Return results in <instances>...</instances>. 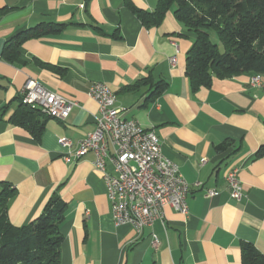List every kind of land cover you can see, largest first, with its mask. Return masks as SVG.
<instances>
[{
    "label": "crops",
    "instance_id": "0c3cea01",
    "mask_svg": "<svg viewBox=\"0 0 264 264\" xmlns=\"http://www.w3.org/2000/svg\"><path fill=\"white\" fill-rule=\"evenodd\" d=\"M157 3L0 0V191L3 182L16 189L7 208L16 226L35 220L55 194L67 203L60 264H243L246 244L264 254V154L257 155L264 146V75L261 86L251 84L255 74L242 73L193 91L186 59L194 36L174 8L147 27L129 5L154 11ZM42 22L66 28L27 40L17 62L2 58L10 37ZM30 78L78 103L65 120L46 117L39 138L11 122ZM145 79L167 87L155 96ZM95 82L111 88L125 118L156 131L164 155L190 184L187 215L167 206L165 225L156 221L142 234L117 225L94 153L64 159L68 148L60 138L75 148L95 129L99 105L88 96ZM233 168L241 200L231 196Z\"/></svg>",
    "mask_w": 264,
    "mask_h": 264
},
{
    "label": "trees",
    "instance_id": "16d2710c",
    "mask_svg": "<svg viewBox=\"0 0 264 264\" xmlns=\"http://www.w3.org/2000/svg\"><path fill=\"white\" fill-rule=\"evenodd\" d=\"M129 5L147 27L160 25L166 13L174 8L176 19L194 36L186 59V75L193 91L210 87L214 78L226 79L242 73L264 75V0H158L154 11ZM65 28V24L42 22L20 31L5 42L1 56L6 61L17 62L27 40L58 34ZM213 30L224 49L212 40ZM142 83L150 84L155 96L167 87L164 81L145 79ZM46 117L50 116L41 109L21 102L11 122L39 138ZM263 154L264 146L257 155ZM15 192L14 187L3 182L0 191V264H60L64 239L60 225L66 215L67 203L55 194L35 220L16 226L7 213L8 201ZM242 257L243 264H264V254L253 245L243 246Z\"/></svg>",
    "mask_w": 264,
    "mask_h": 264
},
{
    "label": "built area",
    "instance_id": "2783aa9c",
    "mask_svg": "<svg viewBox=\"0 0 264 264\" xmlns=\"http://www.w3.org/2000/svg\"><path fill=\"white\" fill-rule=\"evenodd\" d=\"M171 62L176 64L177 57L173 56ZM251 84L261 86L262 75H254ZM88 96L99 105L95 129L75 148L72 140L66 137L59 141L68 148L64 157L66 161H77L89 152L94 153L93 165L105 181L116 224H129L138 234H142L146 227L153 226L156 221L165 225L167 206L187 215L190 184L179 165L164 155L156 131L145 129L136 120L125 118L122 109L114 104L116 94L106 83H93ZM20 97L21 101L44 104L48 115L58 112L66 118L78 106L76 101L50 90L33 78L27 80ZM103 161H110V170H103ZM205 161L203 159L202 163ZM238 172V168L229 170L227 180L231 196L241 200L244 191ZM217 194L215 189L208 190L210 196ZM159 243L158 236L153 234V246L158 248Z\"/></svg>",
    "mask_w": 264,
    "mask_h": 264
},
{
    "label": "bare ground",
    "instance_id": "6f19581e",
    "mask_svg": "<svg viewBox=\"0 0 264 264\" xmlns=\"http://www.w3.org/2000/svg\"><path fill=\"white\" fill-rule=\"evenodd\" d=\"M117 102V96L114 97V104H116ZM22 103L24 105H27L31 108H39L41 109L44 113H46L48 115V112L45 108V105L44 104H41V103H37L35 101H22ZM50 117H54V118H58V119H61V120H65L67 119L66 117L63 116V114L61 113H58V112H51L49 114ZM103 170H110V161H103Z\"/></svg>",
    "mask_w": 264,
    "mask_h": 264
},
{
    "label": "rangeland",
    "instance_id": "374dc122",
    "mask_svg": "<svg viewBox=\"0 0 264 264\" xmlns=\"http://www.w3.org/2000/svg\"><path fill=\"white\" fill-rule=\"evenodd\" d=\"M211 37H212V40H213L214 42H216L217 44H219V46H220L221 49H224V47H223V45L221 44V42H220V40H219V37H218V35H217V33H216L215 30L212 31Z\"/></svg>",
    "mask_w": 264,
    "mask_h": 264
}]
</instances>
